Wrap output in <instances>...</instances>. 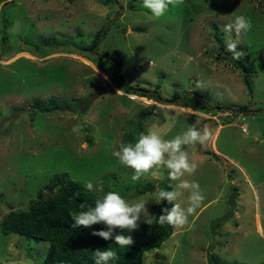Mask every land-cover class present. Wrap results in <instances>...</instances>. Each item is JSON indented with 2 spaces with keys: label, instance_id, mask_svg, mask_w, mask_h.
Segmentation results:
<instances>
[{
  "label": "rangeland",
  "instance_id": "rangeland-1",
  "mask_svg": "<svg viewBox=\"0 0 264 264\" xmlns=\"http://www.w3.org/2000/svg\"><path fill=\"white\" fill-rule=\"evenodd\" d=\"M142 2L0 0V264H44L48 242L5 235L1 223L9 212L53 195L45 187L56 175L84 187L91 181L98 199L110 191L129 201L143 197L151 215L167 170L133 181L113 151L149 128L171 139L189 127L202 130L208 119L218 120L211 138L188 148L198 170L182 178L198 182L204 200L143 263L264 264V112L256 113L264 110V2L184 0L159 18ZM240 15L252 23L237 46L249 72L226 47L209 46L216 31L225 41L224 25ZM100 30L103 41L88 50ZM101 78L105 90L88 110L61 111L86 103ZM140 88L148 90L145 97L134 94ZM50 100L51 113L34 106ZM242 106L254 113L217 109L245 111ZM215 144L230 159L217 154ZM179 182L172 181L173 189ZM149 184L156 190L136 194ZM188 197L181 190L175 203L186 208Z\"/></svg>",
  "mask_w": 264,
  "mask_h": 264
},
{
  "label": "clouds",
  "instance_id": "clouds-1",
  "mask_svg": "<svg viewBox=\"0 0 264 264\" xmlns=\"http://www.w3.org/2000/svg\"><path fill=\"white\" fill-rule=\"evenodd\" d=\"M183 3L184 0H143L142 7L149 10L153 17L159 18L165 14L170 5L177 7ZM251 27V20L243 15L236 16L233 22L224 25L226 49L232 53L233 59L238 60L243 55L242 52L237 51L238 39L241 34L250 31ZM232 34L237 40L232 39ZM209 46H216V41L212 40ZM216 122H218L217 119ZM71 131L73 134L79 133L80 126H73ZM210 138L211 131L207 126L202 130L195 126L189 127L182 135L171 139L165 138L155 127H152L140 133L134 143L120 144L119 149L113 151V156L119 165L132 170L133 181H138L148 174L152 177H160L163 175L162 169L167 170L170 181H180L173 190L158 188L154 194V202L157 205L167 202L171 207L162 208L158 217L151 216L143 197L129 201L120 193L110 191L102 199H97L94 206L81 204V211L71 213L70 217L74 221L72 228L91 229L94 225H102L101 230L93 231L91 235L104 241L111 240L119 248H125L134 243L130 235L123 233L136 230L142 216L144 222L149 225L155 220L161 226L167 224L176 229L184 228L189 222V216L196 212L204 200L198 182L182 179L186 174L194 175L199 167L196 162L190 160L188 148L197 144L203 145ZM85 187L91 191L93 183L88 181ZM169 187L173 186L169 185ZM181 190L189 192L186 208L181 207L179 203H174L181 195ZM93 255L94 264H109V261L119 258L117 252L110 248L97 249Z\"/></svg>",
  "mask_w": 264,
  "mask_h": 264
},
{
  "label": "trees",
  "instance_id": "trees-1",
  "mask_svg": "<svg viewBox=\"0 0 264 264\" xmlns=\"http://www.w3.org/2000/svg\"><path fill=\"white\" fill-rule=\"evenodd\" d=\"M102 32L103 30H100L96 34L88 50H93L96 47L103 34ZM214 40L220 45L221 50L225 51V41L217 31L214 35ZM110 62L115 64L113 61ZM236 65L238 68L241 66L245 72H249L252 69L250 65H245L240 60H236ZM113 76L116 78L118 76L115 69ZM243 81L251 93V80L247 73ZM125 87L127 93H130V89L127 86ZM146 92L148 90L140 88L134 94L145 97L144 94ZM177 97L179 95L175 94V98ZM49 104L48 106L36 103L34 106L40 112L51 113L54 101L50 100ZM205 108L209 111L211 110L209 107ZM219 108L217 107V109ZM240 109L249 110L246 106H242ZM127 138L132 140L130 135H127ZM169 185H172V181L168 179L167 175V180L161 183L159 188L169 191L173 190V187H169ZM45 188L53 195L33 202L27 211L9 212L1 223L2 232L5 235L16 233L48 242L49 249L44 264H94L93 252L97 249L104 250L107 248L114 249L119 257L115 261H109V264H144L143 258L146 253L160 249L163 243L174 233V228L167 224L161 226L153 220V223L149 225L142 221L139 222V227L136 230L123 233L124 235H130L134 243L131 246L119 248L111 240L104 241L91 235L93 231L101 230L103 228L102 225H94L91 229L83 227L72 228L74 221H72L70 214L81 211V204L94 206L95 201L98 199L96 194L88 191L82 184L59 175L53 176ZM155 190L156 185L149 184L138 189L136 194L141 196ZM232 206L234 207V205ZM165 207L170 208L171 205L167 204V202L156 204L152 209L151 216L158 217L161 214V209ZM226 221H228V218L224 217L223 222Z\"/></svg>",
  "mask_w": 264,
  "mask_h": 264
},
{
  "label": "water",
  "instance_id": "water-1",
  "mask_svg": "<svg viewBox=\"0 0 264 264\" xmlns=\"http://www.w3.org/2000/svg\"><path fill=\"white\" fill-rule=\"evenodd\" d=\"M103 39H104V35L102 34L101 35V38H100V42H102L103 41ZM96 51V50H95ZM106 60H108V61H113L112 59H110V58H105ZM117 74H119V69H117V72H116ZM104 87H105V79H103V78H101V79H99L96 83H95V85L93 86V93L91 94V96H90V98H89V100L86 102V103H84V104H82L81 106H79L78 108H76V109H61V111L62 112H68V111H72V112H76V111H80L81 113H83L84 111H86V110H88L89 108H90V106L96 101V100H98L101 96H102V93H103V91H104ZM157 97H159L158 95H157ZM178 100H180L179 98L178 99H176L174 102H177ZM163 103H167V104H169L171 101H164V100H161ZM213 108H211V110H212ZM218 110H220V111H226V112H232L233 113V115H237V114H239V113H250V114H253L254 112L253 111H236V110H233V109H230V108H219ZM259 112H264V110H261V111H257L256 113H259ZM153 114V111L152 112H150L149 114H146L145 116H149V115H152ZM216 120H214V119H208V120H206L205 122H204V125H203V128L205 127V126H207L209 129H210V131H212V128L216 125ZM202 128V129H203ZM199 145H201V144H197V145H194L193 147H198Z\"/></svg>",
  "mask_w": 264,
  "mask_h": 264
},
{
  "label": "crops",
  "instance_id": "crops-1",
  "mask_svg": "<svg viewBox=\"0 0 264 264\" xmlns=\"http://www.w3.org/2000/svg\"><path fill=\"white\" fill-rule=\"evenodd\" d=\"M222 127L223 126H220L219 125V128H218V132L222 129ZM218 132H217V134H218ZM217 136V135H216ZM215 139H216V137H215ZM215 152L217 153V154H220V155H222V156H224V157H227V158H229L230 159V157H228L226 154L224 155V153L223 152H221L219 149H218V147H217V145L215 144ZM246 176H247V174H246ZM248 177V176H247ZM248 180H249V183H250V186H253L252 185V182L250 181V179L249 178H247ZM259 226V225H258ZM262 233V232H261Z\"/></svg>",
  "mask_w": 264,
  "mask_h": 264
}]
</instances>
